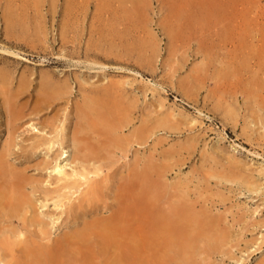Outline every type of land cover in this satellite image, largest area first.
Wrapping results in <instances>:
<instances>
[{"label": "rangeland", "instance_id": "rangeland-1", "mask_svg": "<svg viewBox=\"0 0 264 264\" xmlns=\"http://www.w3.org/2000/svg\"><path fill=\"white\" fill-rule=\"evenodd\" d=\"M0 71V264H107L114 246L72 232L115 212L141 260L176 205L212 224L157 264H264V0H0ZM46 80L64 91L38 101ZM110 96L113 136L78 132L80 106ZM75 131L96 147L85 164ZM61 146L67 172L102 170L73 194L46 167Z\"/></svg>", "mask_w": 264, "mask_h": 264}, {"label": "bare ground", "instance_id": "bare-ground-1", "mask_svg": "<svg viewBox=\"0 0 264 264\" xmlns=\"http://www.w3.org/2000/svg\"><path fill=\"white\" fill-rule=\"evenodd\" d=\"M175 12H176V10H175ZM179 15L180 14L176 12V16L179 17ZM225 29H226V27H225ZM7 81H8L7 80V75H5L2 71H0V89L3 87V84L7 83ZM23 82H24L23 80L21 82L19 81V83H18L19 89H21V87L23 86V84H24ZM55 85H53L52 82L49 81V80L44 81L41 84V86H40L42 88V90H43L41 92L43 97L41 99L39 98L38 101L46 100V99L52 97L54 94L55 95L56 94H60L61 92L64 91L63 88L55 86ZM7 92H8V98H13L15 96V94L11 95L10 91H7ZM5 103H6L7 108L9 109L11 104L9 103V101H6V100H5ZM102 110H104V111L102 112ZM119 110L120 109H119L118 103L111 96L107 97V99L102 98V99L97 100L95 102L86 101L84 104H82V107L80 106V110H79V113H78V119H79L78 120V132H83L81 129H84V127L87 126V124H88V126H90V128H93V130H95V131L97 129L98 130H102L103 129L104 132L105 131L106 132H110L111 135L113 136L112 128L109 127L108 124L106 126V124L104 123L105 122L104 120H106V119H104V118H108L109 116H113V114H115V112H117ZM91 112H94V117L93 118H92V115L90 114ZM13 113H15V114H13ZM16 113L17 112H14L13 110L9 111V113H8L10 115L9 119L11 120V124H13V122H14L13 119H15ZM118 120L120 122H123L120 119H118ZM34 129H35V127H33V130ZM58 136H59V134H54L53 136H51V137H49L47 139L45 138V140H43V139L40 140L38 142L39 146L40 145H45L48 153H50V151L53 150L55 144L59 143L58 142ZM115 137H116V139L112 138V139H114V140H112V142H115L116 146L121 147L122 143H123V140L121 138H119L118 136H115ZM73 138H74V140L76 142L80 143L79 144L80 145L79 148L81 150H85L86 149V150L89 151V153H85L83 151V153L81 155H79L80 153L78 154V151L75 149L77 151V153H75V156L73 157V161L77 160V162H78V160L79 161L81 160L85 164V162H87V160H91L90 157H89V155H91L90 152H94V148L96 149V147L92 146L90 143H88L86 145L82 144L81 142H84L85 139H84V137L80 138L79 136H77V131H75V133H73ZM71 145H72V143H71ZM85 146H87V147H85ZM72 147H73V145H72ZM67 152H68V150L67 149H63L62 146H61V150L60 151H58V152L54 151V156H53V158H51L50 161H47V166L46 167H47V169H49L50 171H52L53 173L56 174V182H59V181L63 180V182L60 185L61 188H66L67 187L68 190L72 189L71 194H73L77 190H79L81 185H83V184L87 185L88 181L91 178V176L99 175L102 170H101V167H94L93 169H86V167H85L86 165H85L80 170L72 169L71 172H67L64 169V165L65 164L63 163V160L65 159V157L68 156ZM53 161H54V163H52ZM0 166H1V171L4 172V170H5L4 164L0 165ZM18 177H19V175L17 176V178ZM89 189H90L89 190V194H90V192L91 193L93 192V189L90 186H89ZM124 191H125V189H124ZM85 192L88 193V191H85ZM144 194H146V193H144ZM152 196H154V195H151V197ZM0 197H1V194H0ZM64 198H66L67 200L70 199V197H68L66 194H63V195L61 194L60 198H58V200H57L56 206L64 205V201H63ZM86 199H87V197H86ZM90 200H91V198H90ZM7 202L9 204L8 206L11 207V208H9V207L7 208V210H8V212H6L7 216L8 215L12 216L17 210L16 206H19V205L23 206V204L26 201H23L21 197L14 195L11 198H9V200H7ZM186 204H187V202H186ZM84 208H85V206H84ZM126 209L127 208H125L123 211L127 212ZM19 210L20 209H18L16 213H18ZM168 210L170 211V209H168ZM128 211L130 212L132 210L129 209ZM122 213L115 212L114 214L111 215V216H115V217H111L110 219H106V220L97 219V220H93L92 222H87L84 225H82L81 228H76L73 232L71 231L72 232V236L77 238L81 242L82 241L85 242V240L90 237L89 233H92V231H95L97 233L96 234L97 236L100 235V238H101L102 241H104L105 245L106 244H110L111 247L114 246V248L116 249L115 250L116 253L113 256H111V257H107V259H108L107 264H135V263L136 264H149V262H151V259H153L154 263L157 264L155 260L162 259L164 257L163 255L166 252H168V251H169L168 252L169 255L170 254H178V257H180V258H182L184 255H186V257L192 256L194 251H195V249H196V248H194L195 245H194L193 242H194V240H196L195 237L197 236V234H196V236L193 235L194 232L197 231V230L200 231L202 227H207V226H210L212 224V222L207 221V218L202 217V216L199 217V216H197L195 214L190 213V211L188 210L186 205H180V206L176 205L172 209V211H170L169 214H168V215H170L169 217L172 218L171 221H167L166 217L165 218L162 217L159 220L160 222L159 223L157 222V224L155 225V227L153 229V233L151 234V237H153V238H150L149 241H147V245H150L149 248L151 249V251H150L151 254L149 255V254H147L145 252V257L141 258V260H140V259H138L140 257H134V253H137V252L140 253L139 245L138 244L136 245L133 242V240L130 239L131 238L130 236H129L130 238L127 237L129 239V243H127L125 238L120 237L118 234H116L117 232L120 231V227H121L120 224L123 221L122 217L119 218L117 216H125V214L123 215ZM17 216H18V214H17ZM211 231H212V229H211ZM217 237H218V234H217ZM75 238H74V244H75ZM161 238H162V240H161ZM163 238H165V239H163ZM67 240L68 239L65 237L63 242L67 243ZM217 240L218 239H214V241H213V239H212V241H211L212 246H214L213 243L215 241H217ZM207 244H209V243H207ZM92 247L93 246H91V248ZM200 248H202V247H200ZM215 248H217V247H215ZM143 250H144V248L142 249V251ZM146 251L149 252L148 250H146ZM87 255H89V254H87ZM151 256H152V258H151ZM188 261H189V259H188Z\"/></svg>", "mask_w": 264, "mask_h": 264}]
</instances>
